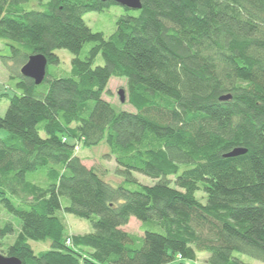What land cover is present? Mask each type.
<instances>
[{
    "label": "trees",
    "instance_id": "trees-1",
    "mask_svg": "<svg viewBox=\"0 0 264 264\" xmlns=\"http://www.w3.org/2000/svg\"><path fill=\"white\" fill-rule=\"evenodd\" d=\"M115 5L0 0V43L11 50L1 57L10 89L0 99L11 108L0 114V207L20 225L8 256L264 263V0H142L108 38L86 25V14ZM58 50L74 56L69 72L49 70L61 64ZM33 55L48 60L40 85L21 74ZM114 78L127 80L132 112L104 99ZM103 143L123 178L117 187L76 153ZM235 149L246 153L228 157ZM63 212L93 232L69 236ZM133 218L143 235L125 231ZM14 235L6 221L0 240ZM33 242L49 248L36 253Z\"/></svg>",
    "mask_w": 264,
    "mask_h": 264
},
{
    "label": "rangeland",
    "instance_id": "rangeland-1",
    "mask_svg": "<svg viewBox=\"0 0 264 264\" xmlns=\"http://www.w3.org/2000/svg\"><path fill=\"white\" fill-rule=\"evenodd\" d=\"M27 9H32V4L25 5ZM130 13V12H129ZM127 14L125 8L121 6H112L110 9L104 12H91L85 15L84 20L86 25L94 32H101L108 38L116 29V22L118 19ZM91 48V45H86L83 49V52L88 51ZM56 54L59 56L61 60V64L57 67H49L50 72L55 71V69L63 72H69L71 70V60L73 59V55L67 50H58ZM11 50L8 46H5L4 43H0V95L4 92H7L10 88L8 86L9 82V74L4 66L1 57L10 56ZM95 66H103L104 59L100 55L95 60ZM120 90H124L127 92V80L126 79H112L108 86V94L104 95V99L113 105L116 111H126L132 112L134 109L127 102L122 103L120 100V96L118 92ZM11 108V103L5 99H0V114L4 118H8L9 109ZM7 132L5 130H0V139H3L7 136ZM77 155L84 161V163L88 167H94L101 173H103V179L113 185L119 186L123 182V178L117 174V164L115 163L114 158L109 157V148L103 143L98 147L85 149L82 146H78L76 150ZM140 183L147 186H152L155 181L145 177L143 175L134 174ZM1 208V207H0ZM62 217L64 218L65 224L67 225V231L69 236H82L85 234H89L93 232V228L91 222L88 219L79 218L71 214L62 213ZM12 222L15 223L16 227V235L13 237H9L5 240H0V254L9 257V249L15 243L18 232L20 231V225L13 219L12 216L8 215L4 209H0V227L4 225V223ZM125 231L137 235H143L142 225L136 219H131L129 224L124 227ZM33 249L36 253L40 251L47 250L49 245L46 243H31ZM208 257V254L201 253L199 256V260L195 264H206L204 259ZM243 261L249 264H264L261 261L249 258L247 256L242 257ZM190 264L193 262L176 260L170 264ZM194 264V263H193Z\"/></svg>",
    "mask_w": 264,
    "mask_h": 264
},
{
    "label": "water",
    "instance_id": "water-1",
    "mask_svg": "<svg viewBox=\"0 0 264 264\" xmlns=\"http://www.w3.org/2000/svg\"><path fill=\"white\" fill-rule=\"evenodd\" d=\"M102 2H113L121 7L127 8L132 11H139L142 9V0H101ZM48 60L44 55H33L29 58L28 62L22 67L21 74L25 78L32 79L36 85H40L46 78ZM122 103L126 102V93L124 90L118 92ZM230 97H223L221 100H229ZM246 153V150L235 149L228 157H236ZM0 264H22L16 257H7L0 254Z\"/></svg>",
    "mask_w": 264,
    "mask_h": 264
},
{
    "label": "built area",
    "instance_id": "built-area-1",
    "mask_svg": "<svg viewBox=\"0 0 264 264\" xmlns=\"http://www.w3.org/2000/svg\"><path fill=\"white\" fill-rule=\"evenodd\" d=\"M68 244H71V241L70 240L68 241Z\"/></svg>",
    "mask_w": 264,
    "mask_h": 264
},
{
    "label": "crops",
    "instance_id": "crops-1",
    "mask_svg": "<svg viewBox=\"0 0 264 264\" xmlns=\"http://www.w3.org/2000/svg\"><path fill=\"white\" fill-rule=\"evenodd\" d=\"M84 162V161H83ZM85 164V163H84ZM86 165V164H85ZM87 166V165H86ZM88 167V166H87Z\"/></svg>",
    "mask_w": 264,
    "mask_h": 264
}]
</instances>
